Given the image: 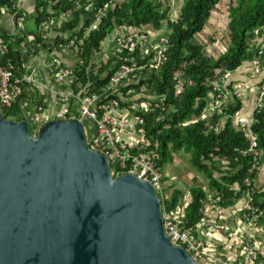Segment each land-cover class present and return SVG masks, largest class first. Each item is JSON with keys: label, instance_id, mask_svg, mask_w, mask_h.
Instances as JSON below:
<instances>
[{"label": "built area", "instance_id": "built-area-1", "mask_svg": "<svg viewBox=\"0 0 264 264\" xmlns=\"http://www.w3.org/2000/svg\"><path fill=\"white\" fill-rule=\"evenodd\" d=\"M13 2L16 18L20 9ZM83 8L86 15L72 29H67L66 25L71 23L73 11L63 13L50 6L46 21L37 26L36 33L28 36L25 43L22 39L6 40L0 33L1 112L20 105L21 122L26 120L34 135L51 121L82 122L87 145L108 158L113 177L133 173L153 184L162 204L165 231L173 245L186 249L201 264H264V235L254 233V229L264 230L262 212L252 205L256 193L254 180L262 160L257 137L252 132L254 118L242 119L240 113L234 118L236 129L249 142L248 149L239 156L252 158L244 180L246 193L240 195V188L235 186V205L226 209L219 205L220 199H215L211 190L210 193L204 190L208 199L201 211L202 220L194 228H186L191 198L182 197L175 209L168 210L166 203L172 196L166 198V175L157 167V144L147 138L144 130L145 118L165 103V98L152 92L149 80L151 76H159L166 61L169 36L136 27L115 28L109 30L99 48L87 56L90 33L99 29L109 6L96 11L93 4L83 7L78 3L74 10ZM88 22L90 26L87 27ZM154 36L157 38L153 39ZM39 38L42 43L38 42ZM258 41L259 56H263L264 35L258 37ZM11 48L19 53V67L9 60L5 62ZM37 57L43 62L45 76L49 74L51 82L40 79L39 71L32 67V61ZM178 84L183 85L181 78ZM221 89L216 85L210 97L224 101ZM215 93H218L217 97ZM24 95L26 99H23ZM263 98L264 92L256 109L263 104ZM238 160L236 157L235 162ZM226 169L222 168L223 171ZM243 199L245 203L240 207ZM231 211L237 226L229 237L227 221L230 217L227 213ZM209 220L219 225L225 222L222 227L216 226L210 231L206 225ZM221 232L224 235L220 238ZM220 242L223 247L231 245V254L220 252Z\"/></svg>", "mask_w": 264, "mask_h": 264}, {"label": "water", "instance_id": "water-1", "mask_svg": "<svg viewBox=\"0 0 264 264\" xmlns=\"http://www.w3.org/2000/svg\"><path fill=\"white\" fill-rule=\"evenodd\" d=\"M0 264H201L165 231L153 184L113 177L78 120L27 121L0 110Z\"/></svg>", "mask_w": 264, "mask_h": 264}, {"label": "trees", "instance_id": "trees-1", "mask_svg": "<svg viewBox=\"0 0 264 264\" xmlns=\"http://www.w3.org/2000/svg\"><path fill=\"white\" fill-rule=\"evenodd\" d=\"M115 1L37 0V26L46 21L50 6L63 13L73 11L67 29L77 27L86 15L85 8L74 10L78 3L83 7L93 4L96 11L109 6L99 29L90 33L86 44L88 56L93 49L99 48L105 34L111 29L127 26L161 31L167 23L170 35L166 61L159 76H151L149 80L152 92L165 98V103L145 118L144 129L147 138L157 144V167L163 172L166 166L174 162V154L184 152L190 155L192 167L207 179L214 198L220 199L219 205L226 209L233 207L237 193L235 186L240 188V195L246 193L244 180L252 163V158L239 156L249 147L248 140L234 124L235 116L243 108L242 102L234 95L227 107L221 112L217 111L209 120L203 114L219 82L222 92L224 84L221 80L225 75L236 72L254 57L259 58L258 37L264 35V0H237L231 4L228 9L230 41L227 51L218 57L206 54L204 45L197 42V36L206 31L223 0H184L175 23H172L170 6L158 0H124L120 4ZM5 8L15 13L13 0H0V13ZM38 42L42 43V38ZM8 60L17 67L21 64L19 53L12 48L5 62ZM180 78L183 80L181 87L178 84ZM26 98L24 95L23 99ZM2 114L8 120L21 122L20 105L3 110ZM253 118L252 132L257 137L264 160V98ZM236 157H239L238 162H235ZM223 167H227L226 171L222 170ZM182 197L184 193L175 190L166 203L168 210L175 209ZM207 199L208 194L204 189H191L186 228H194L202 220L201 211ZM252 205L261 210V224L264 225V194L255 193Z\"/></svg>", "mask_w": 264, "mask_h": 264}, {"label": "crops", "instance_id": "crops-1", "mask_svg": "<svg viewBox=\"0 0 264 264\" xmlns=\"http://www.w3.org/2000/svg\"><path fill=\"white\" fill-rule=\"evenodd\" d=\"M13 1L17 3L20 12L18 16L15 18L12 10H9L7 8L2 10V12L0 13L1 15L0 33L7 40L20 41L22 39L23 43H25L27 41L28 36H33L36 33L37 0H13ZM179 12H181V10ZM30 22H32V25L29 24ZM147 30H149L150 32L155 31L154 29H147ZM157 34L160 36L168 37L170 35V30L168 28V25L165 24L164 28L161 31H158ZM156 38L157 36L153 37V39ZM39 57L33 59L32 67L39 71L40 79H42L43 81H47V83H49L51 82V77L49 76V74L47 75V77L45 76L46 74L43 69V64H42L43 62L39 59ZM262 57H264V55L259 56V58L254 57L252 61L244 63L243 66L239 68L236 72L228 73L224 77L225 79L224 86L225 89L227 90L225 91V95H224L226 104L228 105L230 99H232L234 95H237L240 102H242V106H243L240 112V116L242 119H251L254 117V112L257 107L258 100L261 97L262 93L264 92V59ZM229 87H231L232 89L230 90ZM227 105L224 106L223 101L221 102V101L213 100V97L211 96L209 98V106L203 114L204 118L205 119L207 118L209 120L217 111L220 112L222 109L226 108ZM261 157H262L261 165L258 174L256 175L254 180V189L258 194H264V160H263L262 152H261ZM190 196H191V192H190ZM244 203L245 200L243 199L242 202L239 203L240 207H242ZM227 215L228 218L230 217V219L227 221V228H229L227 233L229 235L228 234L226 235L231 237L230 235L233 234V232L235 231L237 224L235 218L233 217L235 215L234 212L232 211L228 212ZM224 222L225 221L220 222L219 225V223L214 222V220H209L207 221L206 225L208 226V230L213 231L216 229V226L222 227ZM219 230H216L215 232L219 233L220 232ZM254 233L255 235L258 236L262 234L264 235V230L254 229ZM223 235L224 234L221 232V235L219 234V237L221 238ZM214 245L217 249L219 248L216 242L214 243ZM219 245H220L221 253L227 255L231 254V248H232L231 245L223 247L221 242L219 243Z\"/></svg>", "mask_w": 264, "mask_h": 264}, {"label": "rangeland", "instance_id": "rangeland-1", "mask_svg": "<svg viewBox=\"0 0 264 264\" xmlns=\"http://www.w3.org/2000/svg\"><path fill=\"white\" fill-rule=\"evenodd\" d=\"M124 0H116L115 3L120 4ZM171 8V19H176L179 16L181 6L184 4L183 0H158ZM237 0H223L216 8L212 19L207 25L206 31L197 36V42L204 45L205 53L208 55H221L228 49L230 37H229V13L228 9L232 3H236ZM166 23V22H165ZM32 25V22L29 23ZM167 24V23H166ZM225 85V79L221 80ZM221 83V82H219ZM218 83V85H219ZM223 95H225V86L223 88ZM218 96V95H217ZM216 96V97H217ZM213 100H214V96ZM224 106H226L225 96ZM221 101V100H220ZM226 104V105H225ZM191 156L181 152L174 154V162L164 169L163 175H166V198L169 199L175 190H180L185 194V198L190 200V192L192 187L201 188L210 193L207 179L200 173H198L190 163ZM188 203V202H187Z\"/></svg>", "mask_w": 264, "mask_h": 264}]
</instances>
